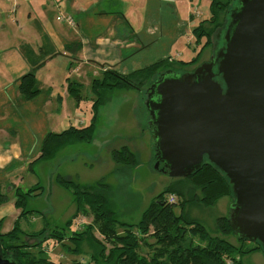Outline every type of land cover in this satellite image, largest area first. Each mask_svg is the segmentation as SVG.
Wrapping results in <instances>:
<instances>
[{"label":"rangeland","instance_id":"rangeland-1","mask_svg":"<svg viewBox=\"0 0 264 264\" xmlns=\"http://www.w3.org/2000/svg\"><path fill=\"white\" fill-rule=\"evenodd\" d=\"M129 2L126 6L123 3L122 9L131 6L130 9H134L135 15H138L142 9L146 8L143 0H130ZM211 2L212 0H177L176 20H174L173 16L168 19V16L164 14V33L166 35L164 41H168V39L172 41L173 38H176V41H179L177 49H184L183 58L186 61L192 60L196 56L197 53L194 54L193 50L194 48L197 49V45L202 48L206 43L205 37L201 38L200 42H197V37L189 27L191 25L189 9L195 15L191 20L194 29L201 20L209 17L208 8ZM123 6L125 7L123 8ZM110 7L112 9L115 8L117 11L121 8V5H119L118 1L113 0L110 2ZM197 12L200 14L199 17L197 16ZM59 14V10L51 8L44 15H36L37 17L41 16L43 21H47V24L46 22L44 23V27L46 28L43 30V40L41 41L47 42V51L59 53L60 56L64 52H67L66 60L73 62L75 68H78L79 71L76 73L70 72L66 68L64 81L74 82L73 84L79 90L78 94L80 98L79 100L75 99L78 101L76 103L78 106L71 110L70 116L75 122H81V127H85L92 123L93 105L98 99V94L94 90V81L96 79H103V73L98 68L93 69L83 64L86 62L83 61L82 52L77 49V46L72 45L70 50L65 47V40L69 37L72 38V36L75 37V33L73 32V28L62 27L60 21L57 19ZM224 18V15H222L219 23L225 22ZM131 20L134 21L132 17ZM138 20L139 16H137V22ZM71 26H75V24ZM204 27L208 32L214 29V25L210 24H206ZM63 29L69 32L63 35L64 31L61 32ZM221 31H223L221 26H219L215 33L212 31L214 34L212 41L203 50L199 63L193 67H185L182 73L191 72L202 63L210 61L213 54L217 51L215 45L218 42ZM60 34L62 38L58 39ZM74 41H77V37ZM64 49L66 51H63ZM177 49L173 47L170 53L171 58H175L176 60L178 59ZM142 57L140 58L142 60L138 64H133L132 68L135 69L123 68L124 74L128 75L133 71L145 68L160 61L162 58H158L157 56ZM52 65L50 64L49 67ZM54 71H61L60 64H55ZM145 93L142 94L134 89L104 92L103 104L100 106L98 114L95 140L91 144L82 143L67 147L54 160L41 162L36 165L34 168L35 172L30 168L29 163L28 167L19 168L15 173L8 170L4 172L0 171V192L6 196V202L0 205L1 232H10L22 214L23 209H17L16 207L17 191L27 192L38 185L42 189L35 193H39L40 196L30 198L25 206L26 210L34 211L37 214L22 218L21 227L26 231H38L47 225L48 231L40 239H30L26 235H20V244L29 245L31 249H34L41 240L55 233L54 229L66 227L67 220L76 211V205L73 202V206H71L70 193L56 183L58 175L71 179L81 185H92L104 180L111 187L108 199L113 205L112 207L117 214L118 220L123 223L138 224L144 211L150 206L152 201L158 198L160 194L166 192L170 186L180 182L177 179L169 178L161 171L155 169V143L149 124V114L145 106ZM63 110L58 104H52L50 109L43 111L42 125H48L50 132L58 130L57 125L61 119ZM139 122L143 123L142 127L139 126ZM123 146H127L137 154L139 160L138 168L134 170H117V167L112 162L111 153L114 150L121 149ZM182 183L184 184L182 191L183 199L189 201L192 197L190 193L191 186L187 182L182 181ZM197 193L200 194L199 190ZM168 195H171V197L178 201L177 193L167 194L166 198ZM230 203V199L226 197L221 199L214 207L190 206L188 204L187 212L193 219L200 221L210 234L223 238L216 231V221L220 217L229 215ZM176 212H180V207H177ZM91 220L85 218L76 219L74 223L67 227L66 236L70 237L75 231L82 230L84 226L91 223ZM226 239L233 245L240 246V242L236 237L228 236ZM66 243L67 245L63 246L55 244L53 240H50L43 244L42 254L55 260L57 264H69L77 261L86 262L87 260L89 262V255L93 250L88 244L85 243L82 246L83 255L77 256L68 249L69 247H73L71 240L68 239ZM33 251L37 253L38 250ZM243 263L264 264V255L262 253L247 255L243 258Z\"/></svg>","mask_w":264,"mask_h":264},{"label":"trees","instance_id":"trees-1","mask_svg":"<svg viewBox=\"0 0 264 264\" xmlns=\"http://www.w3.org/2000/svg\"><path fill=\"white\" fill-rule=\"evenodd\" d=\"M235 3L236 0H212L209 17L203 19L194 29L197 42L205 37L206 43L192 61L162 60L129 75L109 70L104 73L103 79L95 80L94 90L98 94V99L93 105L92 123L82 128H70L60 134H48L43 141L41 156L31 164L32 170L34 171L35 166L41 162L54 160L67 147L82 143L91 144L95 140L104 92L134 89L142 94L146 92V99L150 86L162 74L168 71L182 73L185 67L199 63L203 50L212 41L214 35L212 31L215 33L219 26L222 30L226 27L229 10ZM222 15L225 17V22L219 23ZM206 24L214 25V29L208 32L204 27ZM74 85L71 84L70 93L79 100V90ZM20 90L26 99H32L37 94L32 75L23 79ZM111 159L117 170L135 169L139 166L136 155L127 146L112 151ZM161 168H164L163 165ZM177 181L180 182L170 186L166 192L152 201L138 224H128L118 220L113 205L108 199L111 187L104 180L92 185H81L58 175L56 183L73 196L76 213L67 222L66 227L54 229L55 233L41 240L34 249L29 245L20 244L19 236L26 235L30 239H40L47 233L48 226L45 225L38 231H26L21 227V220L37 214L26 210L25 206L30 198L40 196L35 192L42 187L38 185L27 192L18 190L16 207L23 211L10 232L2 233L0 230L2 253L4 257H10L18 264H57L55 260L42 254L43 244L53 240L55 244L66 246V241L70 239L73 247L68 249L74 255H83L82 246L85 243L93 252L89 255V262L86 261L88 263L77 261L69 264H244L243 258L247 255L254 253L264 255L258 243L238 239L240 246H235L226 239L228 236L236 237L229 224V215L220 217L216 221V231L223 238L210 234L200 221L189 216L188 204L214 207L226 197L230 199V205L234 202L230 181L219 169L210 163H205L200 171ZM182 181L191 186L192 197L189 201L183 199ZM198 190L200 194L197 193ZM170 193H177L178 201L171 203V195L166 198ZM5 202L6 196L0 192V205ZM177 207H180L179 213L176 212ZM81 217L92 219L91 223L67 237L65 234L67 227ZM36 249L37 253L33 251Z\"/></svg>","mask_w":264,"mask_h":264},{"label":"water","instance_id":"water-1","mask_svg":"<svg viewBox=\"0 0 264 264\" xmlns=\"http://www.w3.org/2000/svg\"><path fill=\"white\" fill-rule=\"evenodd\" d=\"M228 16L210 61L162 74L145 106L155 169L180 179L214 165L232 186V231L264 253V0H236ZM0 264H18L1 244Z\"/></svg>","mask_w":264,"mask_h":264},{"label":"crops","instance_id":"crops-1","mask_svg":"<svg viewBox=\"0 0 264 264\" xmlns=\"http://www.w3.org/2000/svg\"><path fill=\"white\" fill-rule=\"evenodd\" d=\"M112 1L0 0L1 172L8 170L15 173L19 168L28 167V163L32 168L31 164L41 156L43 141L48 134H60L70 128H82L81 122H75L70 116L71 110L78 106L75 95L70 93V86L74 82L64 81L66 68L74 73L79 70L75 68L73 62L66 60L67 52L60 56L59 53L46 50L48 44L41 40L43 30L46 28L44 23L47 24V21L36 15H44L51 8H55L59 10L58 17L65 14L63 16L76 18L75 26L60 21L62 27L73 28L75 33V37L66 40L63 38L66 42L65 47L70 50L72 45L77 46L82 52L83 61L86 62L83 64L93 69L98 68L103 75L109 70L126 75L122 69L132 68L133 64H138L142 60L140 59L142 56L162 57L160 61H186L183 58L184 49H177L179 41H176V38L164 41L166 36L164 14L168 19L173 16L176 20L177 0H143L146 8L138 15H135L134 9H130L131 6L124 8L130 0H114L121 5L117 11L110 7ZM194 16L193 11L189 9L191 23L189 27L193 32L197 27L196 25L193 29L194 25L191 22ZM63 31V35L69 32L66 29L61 32ZM76 37L77 41H74ZM59 38H62L61 34ZM173 47L177 49V60L170 55ZM65 49L63 51H66ZM200 51L199 45L193 50L194 54L197 53L196 56ZM57 63L61 66L60 72L54 71ZM50 64L53 65L49 67ZM29 75L34 77L37 91L32 99H26L20 90L23 79ZM52 104H58L64 110L57 125L58 130L50 132L48 125L42 124L43 111L50 109ZM139 123L138 125L142 127L143 123ZM135 155L137 157V154ZM73 202L71 195V206ZM75 213L76 211L74 215ZM0 222L2 224V221Z\"/></svg>","mask_w":264,"mask_h":264},{"label":"built area","instance_id":"built-area-1","mask_svg":"<svg viewBox=\"0 0 264 264\" xmlns=\"http://www.w3.org/2000/svg\"><path fill=\"white\" fill-rule=\"evenodd\" d=\"M197 16L198 17L200 16L199 12H197ZM57 19H58V21H65V22H67L70 25H74L75 24V21H74L73 17H71V16L65 17L63 15H60ZM170 202L175 203L176 200L173 197H171L170 198Z\"/></svg>","mask_w":264,"mask_h":264}]
</instances>
